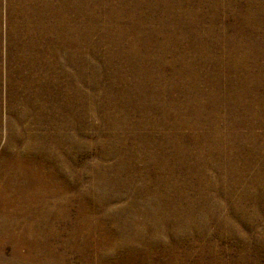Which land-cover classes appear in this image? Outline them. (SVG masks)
I'll return each mask as SVG.
<instances>
[{
    "label": "rangeland",
    "instance_id": "374dc122",
    "mask_svg": "<svg viewBox=\"0 0 264 264\" xmlns=\"http://www.w3.org/2000/svg\"><path fill=\"white\" fill-rule=\"evenodd\" d=\"M25 103L0 264H264V0H0V181Z\"/></svg>",
    "mask_w": 264,
    "mask_h": 264
},
{
    "label": "bare ground",
    "instance_id": "6f19581e",
    "mask_svg": "<svg viewBox=\"0 0 264 264\" xmlns=\"http://www.w3.org/2000/svg\"><path fill=\"white\" fill-rule=\"evenodd\" d=\"M52 1V0H51ZM19 2V0H18ZM37 2V1H36ZM76 2V1H75ZM67 3V2H66ZM73 5V4H72ZM25 6V5H24ZM67 6V5H66ZM16 7V6H15ZM34 7V6H33ZM71 7V6H70ZM73 7V6H72ZM83 9V8H82ZM20 10V9H19ZM66 10V9H65ZM72 11V10H71ZM15 12V11H14ZM43 13V12H42ZM12 14V13H11ZM20 14V13H18ZM36 15V14H35ZM24 16V15H23ZM65 16V15H64ZM29 17V16H28ZM31 17V16H30ZM67 17V16H65ZM27 18V17H26ZM46 20V19H45ZM9 22V21H8ZM11 27V26H10ZM86 27V25L84 26ZM90 27V26H89ZM80 28V27H79ZM23 29V28H21ZM90 30V29H89ZM42 31V30H41ZM121 31V30H120ZM123 31V30H122ZM27 32V31H26ZM75 32V30H74ZM28 33V32H27ZM123 33V32H122ZM86 34V33H85ZM112 35V34H111ZM119 35V34H118ZM11 37V36H10ZM109 37V36H108ZM132 37V36H131ZM118 38V37H117ZM112 40V39H111ZM120 42V41H119ZM125 43V42H124ZM68 45V44H67ZM109 45V43H108ZM116 45V44H115ZM35 46V45H34ZM115 48V47H113ZM77 49V48H76ZM141 50V49H140ZM143 50V49H142ZM69 62V61H68ZM57 63V62H56ZM58 64V63H57ZM19 65V64H18ZM8 73V72H7ZM42 77V76H41ZM70 77V76H69ZM23 78V77H22ZM61 79V78H60ZM65 79V78H64ZM70 79V78H69ZM66 81V80H65ZM65 83V82H64ZM64 88V87H63ZM6 89V88H5ZM38 89V88H37ZM54 92V91H53ZM56 92V91H55ZM194 98V97H193ZM11 99V98H10ZM67 100V99H66ZM171 101V100H169ZM24 102V101H23ZM139 102V101H138ZM167 102V101H166ZM6 104V103H5ZM20 106V105H19ZM27 106V107H26ZM24 107V106H23ZM25 107L28 108V110L22 109L17 107V121L15 120L14 116L13 118L8 119L6 122V144L1 151L5 158L6 163V172L4 173L7 178L4 180V178L0 181V188L3 192L12 190L11 193L18 191L20 194L19 197H13L9 200L3 201L4 194L0 192V212L4 213L5 210H8L7 213L10 211H13L19 206H23L24 210L27 213L30 212V208H28L27 203L29 202L27 200H31V192H29L30 188L33 189L34 187V180L36 182V177L38 176H44L45 174V168L48 162V158L53 156L50 154H47L45 152V144L42 142L41 138L37 141L35 137H33V134H35V131L33 133V128H31L32 132L29 129L28 126V117L33 116L32 118H35V121L37 124H40L41 126L44 122L45 124L48 123V121L53 120V116L48 112L46 114L44 110H39L35 104L31 103L30 105H26ZM45 108V107H44ZM67 108V105H66ZM13 110V109H12ZM5 112V111H4ZM8 114V113H7ZM6 118V117H5ZM5 120V119H4ZM44 120V121H43ZM6 121V120H5ZM20 127H19V125ZM225 130V129H224ZM229 137V135H228ZM251 138V137H250ZM22 139V141H21ZM55 146L57 145V140L54 139ZM54 147V146H53ZM60 150V149H59ZM241 150V149H240ZM241 154V153H240ZM48 171V170H47ZM52 171V170H51ZM59 171V170H58ZM3 172V171H1ZM49 172V171H48ZM3 174V173H1ZM18 174V175H17ZM53 174V173H52ZM50 175V174H49ZM12 176V177H11ZM35 176V178H34ZM47 176V174H45ZM16 177V178H15ZM44 179V178H43ZM256 179V178H255ZM57 180V179H56ZM45 181V180H44ZM42 182V181H41ZM40 182V183H41ZM46 182V181H45ZM48 182V181H47ZM43 183V182H42ZM56 182L54 181V184ZM39 184V183H37ZM45 184V183H43ZM36 185V184H35ZM41 185V184H40ZM58 185H56L57 187ZM62 186V185H61ZM55 187V188H56ZM59 187H57L58 189ZM1 191V190H0ZM58 192V191H57ZM10 193V192H9ZM55 193V191H54ZM9 195V194H8ZM8 195H6L8 197ZM35 197V196H34ZM34 199V198H33ZM19 209V208H18ZM21 210V209H20ZM14 212V211H13ZM22 212V211H21ZM1 214V213H0ZM10 214V213H9ZM26 215V214H25ZM24 215V216H25ZM5 216V215H4ZM10 216V215H9ZM8 216V218H9ZM21 215H19L20 217ZM13 217V216H12ZM1 218V217H0ZM3 218V217H2ZM7 218V217H6ZM21 219V218H20ZM2 220V219H1ZM7 220V219H6ZM5 221V220H4ZM11 221V220H10ZM24 221V220H23ZM9 222V221H8ZM0 224V228H1ZM5 225V223H4ZM20 225V222H19ZM27 226V225H26ZM12 224L9 222V227L7 229V226H3V228L0 229V233L4 234L7 237V242L14 243V250L13 252H17L18 248L17 245L21 241L20 239V233L14 234L12 230L14 228H11ZM20 227V226H19ZM3 230V231H1ZM12 232V233H11ZM19 235V236H18ZM21 245V242H20ZM18 245V246H20ZM4 246V244H3ZM6 246V245H5ZM4 248V247H3ZM2 249V248H1ZM3 251V250H2ZM15 254V253H14ZM19 253H17L18 255Z\"/></svg>",
    "mask_w": 264,
    "mask_h": 264
}]
</instances>
